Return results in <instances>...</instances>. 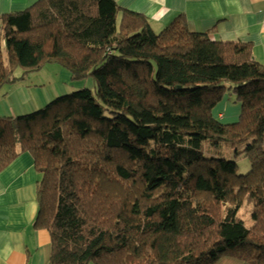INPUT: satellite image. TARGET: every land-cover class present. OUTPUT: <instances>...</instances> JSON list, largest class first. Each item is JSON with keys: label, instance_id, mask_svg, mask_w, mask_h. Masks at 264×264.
Instances as JSON below:
<instances>
[{"label": "trees", "instance_id": "1", "mask_svg": "<svg viewBox=\"0 0 264 264\" xmlns=\"http://www.w3.org/2000/svg\"><path fill=\"white\" fill-rule=\"evenodd\" d=\"M49 63L94 89L0 118V172L32 156L50 264H264V64L250 43L183 15L156 32L115 0L0 15V90ZM226 96L242 106L233 124L214 117ZM204 141L245 142L252 169L206 156Z\"/></svg>", "mask_w": 264, "mask_h": 264}, {"label": "crops", "instance_id": "2", "mask_svg": "<svg viewBox=\"0 0 264 264\" xmlns=\"http://www.w3.org/2000/svg\"><path fill=\"white\" fill-rule=\"evenodd\" d=\"M37 1L0 0V15L21 12ZM115 1L124 9L144 14L156 32L183 15L191 31L207 33L213 40L250 43L254 59L264 64V0ZM25 106L35 109L33 103L20 104V113L26 112ZM223 107L230 108L228 104ZM6 111L0 112V117L18 116L14 103L6 102ZM224 117L218 113V119ZM37 182L34 160L27 153L0 172V264H50V233L35 226L39 213ZM216 264L250 263L225 257Z\"/></svg>", "mask_w": 264, "mask_h": 264}, {"label": "rangeland", "instance_id": "3", "mask_svg": "<svg viewBox=\"0 0 264 264\" xmlns=\"http://www.w3.org/2000/svg\"><path fill=\"white\" fill-rule=\"evenodd\" d=\"M63 71L69 72L59 63H49L37 71L26 74L21 68H17L15 75L18 77V80L0 90V112L7 114L6 102L8 104L14 103V107H16L18 112L17 115L24 116L45 108L47 104L58 97L70 94L77 90V88H82L81 86H88V89L91 90L94 89V82L92 79L74 81L71 76L66 77ZM14 98L16 101L12 100ZM31 103L34 104L35 109H28V107L25 106L26 112L20 113V104L29 106ZM225 104H228L230 108L224 109L223 106ZM241 110V104L235 103L234 99H231L230 96H226V98L214 109V117L218 119V113L221 112L225 117L218 120L223 124H233L239 121ZM2 116L10 117L9 115ZM249 141L250 140L247 142ZM244 144L245 142L241 143V147L239 144L233 146L231 143L221 142L220 145L215 146L209 141H204L203 150L206 156L236 161L238 164V174L244 175L252 169L248 158L236 154V150L243 148Z\"/></svg>", "mask_w": 264, "mask_h": 264}]
</instances>
